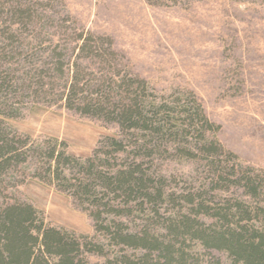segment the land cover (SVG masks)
Wrapping results in <instances>:
<instances>
[{"label":"trees","instance_id":"16d2710c","mask_svg":"<svg viewBox=\"0 0 264 264\" xmlns=\"http://www.w3.org/2000/svg\"><path fill=\"white\" fill-rule=\"evenodd\" d=\"M18 11L30 21L35 15L32 7ZM100 40L84 39L81 50L103 58ZM14 80L0 73V115L13 112L6 95ZM73 82L69 108L118 124L122 135L84 158L67 142L35 141L0 121V187L6 192L21 168H33L90 214L96 235L53 226L35 204L3 194L0 264H264V171L226 149L196 98L158 101L137 77L83 85L76 74ZM169 158L200 160L205 183L191 193L171 190L161 164ZM165 204L179 205L168 215Z\"/></svg>","mask_w":264,"mask_h":264},{"label":"rangeland","instance_id":"374dc122","mask_svg":"<svg viewBox=\"0 0 264 264\" xmlns=\"http://www.w3.org/2000/svg\"><path fill=\"white\" fill-rule=\"evenodd\" d=\"M24 6L34 8L33 20L19 13ZM90 37L103 40V58L81 50ZM0 63V73L15 78L6 95L13 112L0 121L23 137L60 139L72 154L93 156L122 131L69 108L75 75L83 85L137 77L158 101L196 98L226 149L264 171V0H0ZM161 164L173 191L205 183L200 160ZM21 170L12 188L0 187V205L7 197L31 202L51 225L96 235L72 197L35 178L33 168ZM177 205L165 204L164 213Z\"/></svg>","mask_w":264,"mask_h":264}]
</instances>
